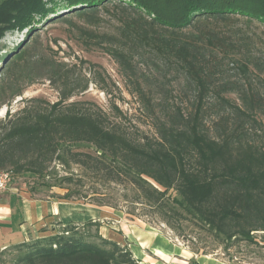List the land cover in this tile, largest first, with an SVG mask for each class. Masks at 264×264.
Wrapping results in <instances>:
<instances>
[{
    "label": "trees",
    "instance_id": "obj_1",
    "mask_svg": "<svg viewBox=\"0 0 264 264\" xmlns=\"http://www.w3.org/2000/svg\"><path fill=\"white\" fill-rule=\"evenodd\" d=\"M107 5L126 14L120 36L89 35L94 41L90 45L114 59L141 97L145 93L136 78L138 63H151L158 70L163 65L168 73L184 78L196 92L194 115L177 109L160 120L156 141H134L120 125H109L103 113L65 106L89 87L67 64L43 59L36 64L37 76H30L25 64L16 72L28 58V39L1 60L8 76L0 82V108L10 106L39 80L55 86L60 100L46 106L37 100L39 105L0 121V171L13 168L16 173L43 175L54 161L92 165L98 171L104 167L113 182L126 179L159 211L185 214L229 240L242 236L252 241L253 232L264 230V150L252 144L244 147L234 135L224 140L210 137L202 119L205 101L212 95L230 105L225 95L241 93L245 110L237 107L233 114L238 117L248 118L246 110L264 113L263 103L250 95L252 89L221 77L224 67L232 65L248 80L253 71L264 74V61L252 54L250 38L228 37L213 29L240 21L264 26V0H2L0 41L9 32L30 36L44 22L71 24L77 17L97 23L100 7ZM23 72L27 80L20 84ZM83 147L94 152L79 151ZM171 190L176 192L173 198ZM24 246L29 252L17 264H139L127 247L77 227Z\"/></svg>",
    "mask_w": 264,
    "mask_h": 264
},
{
    "label": "rangeland",
    "instance_id": "obj_2",
    "mask_svg": "<svg viewBox=\"0 0 264 264\" xmlns=\"http://www.w3.org/2000/svg\"><path fill=\"white\" fill-rule=\"evenodd\" d=\"M98 16L99 21L94 24L77 17H73L71 24L44 22L39 24L38 31L30 36H26V33H7L0 41V82L8 76L7 66L1 60L7 59L10 55L8 51L18 43L29 39L28 58L26 63L23 62L16 68V72L25 64L30 69V76H37L36 64L43 59L67 64L68 68L73 70L75 78L83 84L88 82L89 87L84 93H77L65 106L75 104L78 110L103 113L109 125H120L134 141H156L160 120H165L166 116L173 114L177 109L185 116L194 115L197 104L196 92L186 85L184 78L168 73L161 64L162 68L158 70L151 63L148 65L138 63L136 78L145 93V96L141 97L136 83L131 81L130 84L123 77L114 59L103 50L90 45L92 40L89 35L119 37L126 14L119 7L107 5L100 7ZM213 29L228 37L236 35L239 39L240 35L250 38L252 54L264 61V26L258 22L246 24L240 21L236 26L228 27L213 25ZM7 47L9 49L4 50ZM25 73H20V84L27 80ZM221 77L237 82L240 87L244 85L245 89H252L250 90L252 98L264 105V74L253 71L249 79L244 80L238 70L232 65H227ZM59 95L55 86L48 81L39 80L28 86L24 94L17 97L10 106L0 108V121L8 120L11 114H18L26 106L39 105L37 100L43 106L54 104L60 100ZM225 99L230 105H222L213 95L206 99L202 119L203 131L217 140L234 135L244 147L252 144L264 150L262 110L252 113L246 110L250 114L248 118L238 117L233 111L237 107L245 110L242 94H228L225 95ZM224 107L227 110H223ZM93 150L89 147L79 149L85 153H92ZM102 168L103 170L98 171L92 165L83 168L71 161L69 166L54 161L43 175L16 173L13 168H7L0 173H10L8 189L15 186L32 191L37 189L52 191L54 192L52 196L57 199L83 202L110 210L114 217H110L109 221L103 220L102 223L107 225L112 223L119 229V233H123L122 230L127 233L129 226L136 225L138 228L158 234L166 243L191 253L196 259L206 260L212 264H264V230L253 232L252 241L242 236L226 239L222 234L183 213L173 215L159 211L158 207L149 205L126 179L123 178L119 183L113 182L107 170ZM169 195L173 198L176 192L171 190ZM67 196L70 198L67 199ZM166 218L168 223L165 221ZM98 224L99 222L90 221L80 227V231L99 236ZM121 246L130 249L129 243ZM28 252L29 248L24 244L9 248L0 252V264H17L19 257Z\"/></svg>",
    "mask_w": 264,
    "mask_h": 264
},
{
    "label": "crops",
    "instance_id": "obj_3",
    "mask_svg": "<svg viewBox=\"0 0 264 264\" xmlns=\"http://www.w3.org/2000/svg\"><path fill=\"white\" fill-rule=\"evenodd\" d=\"M52 191L11 187L0 190V252L34 241L61 235L68 227L99 222L102 238L125 245L139 264H212L175 248L156 233L129 226L127 233L103 220L114 217L110 210L83 202L57 199ZM116 220L119 222L118 218ZM131 244V245H130Z\"/></svg>",
    "mask_w": 264,
    "mask_h": 264
},
{
    "label": "built area",
    "instance_id": "obj_4",
    "mask_svg": "<svg viewBox=\"0 0 264 264\" xmlns=\"http://www.w3.org/2000/svg\"><path fill=\"white\" fill-rule=\"evenodd\" d=\"M10 181H11V176L9 172L0 173V190H7Z\"/></svg>",
    "mask_w": 264,
    "mask_h": 264
}]
</instances>
